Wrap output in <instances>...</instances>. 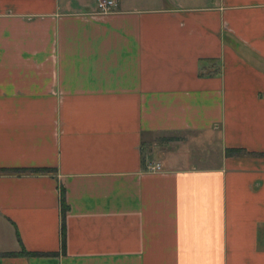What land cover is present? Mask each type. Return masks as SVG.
<instances>
[{
	"label": "crops",
	"instance_id": "0c3cea01",
	"mask_svg": "<svg viewBox=\"0 0 264 264\" xmlns=\"http://www.w3.org/2000/svg\"><path fill=\"white\" fill-rule=\"evenodd\" d=\"M36 168L0 264H264V0H0V169Z\"/></svg>",
	"mask_w": 264,
	"mask_h": 264
},
{
	"label": "trees",
	"instance_id": "16d2710c",
	"mask_svg": "<svg viewBox=\"0 0 264 264\" xmlns=\"http://www.w3.org/2000/svg\"><path fill=\"white\" fill-rule=\"evenodd\" d=\"M243 151L240 149H228L225 151V154L227 155H235V154H241ZM11 173L15 175L20 174H50L52 171L50 169L45 168H36V169H9L4 170L0 169V173ZM58 202H59V212H60V228H59V236H60V247L61 250H63V243H64V225H63V219L66 212V205L64 202V193H63V187L62 185H58ZM33 256L37 255L36 253H27L23 250H21L18 253H6L2 254L1 256Z\"/></svg>",
	"mask_w": 264,
	"mask_h": 264
},
{
	"label": "built area",
	"instance_id": "2783aa9c",
	"mask_svg": "<svg viewBox=\"0 0 264 264\" xmlns=\"http://www.w3.org/2000/svg\"><path fill=\"white\" fill-rule=\"evenodd\" d=\"M117 0H94L95 13L106 15L112 13L116 8ZM160 170V166L155 162H148L145 166V171L155 172Z\"/></svg>",
	"mask_w": 264,
	"mask_h": 264
}]
</instances>
